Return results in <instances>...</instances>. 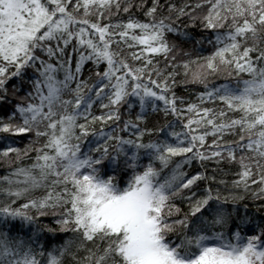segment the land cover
I'll list each match as a JSON object with an SVG mask.
<instances>
[{
    "label": "snow or ice",
    "instance_id": "snow-or-ice-1",
    "mask_svg": "<svg viewBox=\"0 0 264 264\" xmlns=\"http://www.w3.org/2000/svg\"><path fill=\"white\" fill-rule=\"evenodd\" d=\"M145 2L0 0V133L35 137L2 152L35 156L0 178V264H264V215L227 207L251 198L264 212V0H200L192 6L207 5L200 17L187 4ZM164 8L175 19H158ZM185 16L212 34L181 30ZM193 40L212 54L176 63ZM159 55L170 57L164 68L153 62ZM192 64L187 82L204 85L200 104L178 107L176 70L187 76ZM221 72L249 79L209 88ZM216 101L225 107L201 106ZM161 113L176 120L145 142L149 116ZM49 215L55 227L40 219ZM57 232L71 235L57 242Z\"/></svg>",
    "mask_w": 264,
    "mask_h": 264
},
{
    "label": "trees",
    "instance_id": "trees-1",
    "mask_svg": "<svg viewBox=\"0 0 264 264\" xmlns=\"http://www.w3.org/2000/svg\"><path fill=\"white\" fill-rule=\"evenodd\" d=\"M137 2H138V0H137ZM197 2H200V0H160V3L162 5L170 3V4H175L177 8L187 4V5H189V7L186 9V11L191 12L193 16L200 17L206 13L207 5H205L204 8H202V9H196L195 11H192V6H194ZM151 5H152V0H146L145 7L146 8L151 7ZM131 13L134 14V17L136 19H139L141 21H145L147 19L144 16L143 11H140L135 7L132 8ZM161 15H164V16L171 15L173 17V19H175V17H176V13L175 12H173L171 14L168 13L167 8H164L161 12H158L157 18L159 19ZM120 18H123L124 20H126L127 15L122 14V17H114L113 22H115L117 19H120ZM90 19H95V17H90ZM176 23L178 24V26L180 27L181 30L189 32L191 34V36H193L195 39H200L203 35H211L212 34L211 32L205 31L202 28V26L200 25L199 19H197L195 21V24L193 25V22L189 19V17L185 16V17H182L181 20L176 21ZM221 31H223V30H221ZM167 39H168L169 44L178 43L176 37L173 34H170V33L167 34ZM181 48H182L183 52H187L188 55L185 56L182 53H178L176 63H182L183 61H187L189 59L199 60L200 63H203V58L210 56L214 50L212 48V46L206 42L203 45L195 44V40H193V42H191V43L182 44ZM130 51H139V49L136 48V49L128 50L127 48H125L126 54L129 53ZM170 56H171V54H170ZM153 62H154V64H157L160 68H164L165 65L170 62V57H169V60H165L164 56H162V55L155 56V57H153ZM128 63L133 64L134 66H139V64H140L139 61H133L130 56L128 58ZM74 65H75V56H73V67H74ZM91 67H92V65H90V64L85 66V71H84V78L85 79L88 78V76H89L88 69ZM103 67H104V65H101V70H103ZM168 70L171 71V69H168ZM196 70H197L196 64L190 65V70H189L187 76L184 75V69L182 67H180L176 70L179 74L175 77L176 84L173 88V91H174L176 97L183 98V100L185 102L183 105H180L178 102V107L186 108L189 103L200 104V101L197 99V97L200 93H202L204 91V85L203 84H193V83L187 82V81L191 80L192 72H194ZM31 73H32V70L29 69L28 74L31 75ZM60 78H62V73L60 74ZM96 79L97 78L93 75L91 80H89V84L93 83ZM226 79L233 86H236L237 81L249 79V77L246 74H241V75L237 76L235 74V72H233L232 77H227V74L225 72H221L219 75H212V76L208 77V80H207L208 87L211 88L213 85H219L221 83H224ZM15 83H18V81H16L15 78L10 80L8 83V87L10 90L9 91L10 97L12 96L11 88ZM169 83L171 84V81H169ZM29 88H30L29 84L23 85V89L19 93V95L23 96L24 93L29 90ZM13 100H15V97H13ZM201 106L216 109V110L223 109L225 107L219 101H216L215 103L205 102ZM93 111H94V114L98 115L101 113L102 110L97 106L94 108ZM121 112L123 113V119L135 120V112H133L131 115H129L123 108L121 109ZM229 116H233V114L229 113ZM4 117H5V111L0 110V118H4ZM175 120H176V118L171 116V115L167 117V120H165L163 118L162 113L159 115L149 116V118L146 122V126L149 129L153 130V135L151 137L145 136L144 141L148 142V140H150V139L155 140L157 138L156 128L159 126H162L168 122L175 121ZM109 125L114 126V125H112V122H109ZM97 127H99V125H97ZM175 130L178 132L181 131V125L179 123H176ZM203 130L204 129H200L201 132ZM121 135H125V134L121 133ZM32 139H35L33 133H27V134H23L21 136H8L7 134L0 133V178L8 176L16 168L30 166L31 163L33 162L32 158H34V156H35V152H29L28 156H21V158L19 160H17L15 153H10L8 157H4L2 155V152L7 149V147L9 146V142H11L12 146L18 147L23 151V149L29 144V141ZM226 139L231 140L233 138L232 137H226ZM207 141H208V143H211L212 137L211 136L207 137ZM36 146H39V145H36ZM175 159L179 160L180 158L177 157ZM185 170L187 172H189V174H192L193 172L196 171V167L185 169ZM225 178L231 179L232 177L229 176V177H225ZM21 179H22V177H21ZM39 194H40L39 192L36 193V195H39ZM4 199L5 198L2 195H0V201H4ZM176 203L178 206H180L182 208V210H187V204L186 203L182 204L179 200H177ZM259 203H260V201H253L251 198H248L244 201H238L235 205L229 204L227 207L231 208L234 206L236 208H239L241 211V214H242L244 211V205L247 204L249 213H254L257 217H259V216L264 215V212H260L257 210L256 205ZM40 219L44 224H47L51 227H55V225L53 224V220L55 218L52 217L51 215H49L47 217H41ZM44 235L48 241H52L53 237L51 236V234L45 233ZM68 235H71V233L57 232L56 233V241L60 242L63 237H66Z\"/></svg>",
    "mask_w": 264,
    "mask_h": 264
}]
</instances>
